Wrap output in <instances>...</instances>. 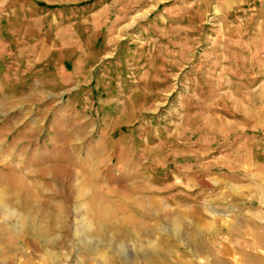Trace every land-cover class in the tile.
<instances>
[{"label":"rangeland","instance_id":"374dc122","mask_svg":"<svg viewBox=\"0 0 264 264\" xmlns=\"http://www.w3.org/2000/svg\"><path fill=\"white\" fill-rule=\"evenodd\" d=\"M0 264H264V0H0Z\"/></svg>","mask_w":264,"mask_h":264},{"label":"bare ground","instance_id":"6f19581e","mask_svg":"<svg viewBox=\"0 0 264 264\" xmlns=\"http://www.w3.org/2000/svg\"><path fill=\"white\" fill-rule=\"evenodd\" d=\"M22 201H24V203H25V202H29L30 200L19 199V202H22ZM13 203H15V202H13ZM22 221H24V223H25L26 222V218H22Z\"/></svg>","mask_w":264,"mask_h":264}]
</instances>
